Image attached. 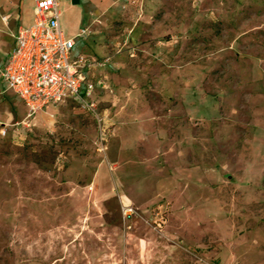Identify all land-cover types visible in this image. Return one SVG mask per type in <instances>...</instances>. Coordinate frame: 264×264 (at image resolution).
I'll list each match as a JSON object with an SVG mask.
<instances>
[{"label":"rangeland","instance_id":"obj_1","mask_svg":"<svg viewBox=\"0 0 264 264\" xmlns=\"http://www.w3.org/2000/svg\"><path fill=\"white\" fill-rule=\"evenodd\" d=\"M57 1L111 91L0 134V264H264V0Z\"/></svg>","mask_w":264,"mask_h":264},{"label":"built area","instance_id":"obj_2","mask_svg":"<svg viewBox=\"0 0 264 264\" xmlns=\"http://www.w3.org/2000/svg\"><path fill=\"white\" fill-rule=\"evenodd\" d=\"M57 4V0H33L31 22L16 27L13 44L0 66V81L25 106L24 118L12 124L15 128L46 106L66 99L78 102L98 124L102 119L91 94L96 86L111 90L102 78L86 80L85 73L104 65L108 58L98 61L82 53L71 56L75 39L83 40L89 28L82 23L73 35H66L59 24ZM5 131L3 126L0 134ZM131 212L130 206H124L123 215Z\"/></svg>","mask_w":264,"mask_h":264},{"label":"crops","instance_id":"obj_3","mask_svg":"<svg viewBox=\"0 0 264 264\" xmlns=\"http://www.w3.org/2000/svg\"><path fill=\"white\" fill-rule=\"evenodd\" d=\"M21 2H22V0H20V4H21ZM32 3H33V0H32ZM20 4H19V7H20ZM32 6H33V4H32ZM19 12H20V9L19 10L10 9L9 7H6L5 4H3V2L0 0V66L3 64V62L6 58L7 52L9 51V49L11 48V46L13 44V34L16 30V27L20 24L26 25V24L31 22V20H30L26 24L21 23L20 22V16L18 14ZM4 16H5V19H2V17H4ZM75 43H74V45H75ZM72 49L70 52L71 56L78 54L75 52L73 53ZM79 53H82V54H85L86 56L92 57L91 55H88L87 53H84V52H79ZM92 69L88 70L85 73L86 80L96 82L97 79L92 78V76H91L92 75V73H91ZM0 83L3 86V92H5L7 97H8L7 99H5V101L3 103L0 102V109H1L0 112H2V113L4 112V114H5V115L3 114V120H0V129L3 126L5 128L7 127L6 128V135H9V133H10V136L11 135L14 136L18 132V129L17 130L14 129L12 124H14L15 122H19L22 118H24L25 106L23 105L21 100L10 89L6 88L5 85L1 81H0ZM97 88L94 89V91L92 92V94H91L92 97H94V95L96 94L95 92H97L96 91ZM98 90L105 91L106 89L98 88ZM70 100H72V99H70ZM52 106L53 105H48V106H46V108H44V110L46 111L47 109L51 108ZM19 113L21 115V118L16 121L15 117L18 116Z\"/></svg>","mask_w":264,"mask_h":264},{"label":"water","instance_id":"obj_4","mask_svg":"<svg viewBox=\"0 0 264 264\" xmlns=\"http://www.w3.org/2000/svg\"><path fill=\"white\" fill-rule=\"evenodd\" d=\"M78 2V0H71V3L72 4H75V3H77Z\"/></svg>","mask_w":264,"mask_h":264}]
</instances>
